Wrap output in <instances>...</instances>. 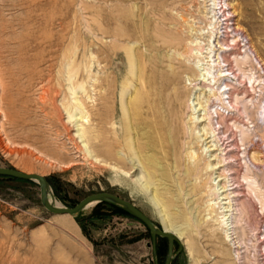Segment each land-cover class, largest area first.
Wrapping results in <instances>:
<instances>
[{"label":"rangeland","instance_id":"obj_1","mask_svg":"<svg viewBox=\"0 0 264 264\" xmlns=\"http://www.w3.org/2000/svg\"><path fill=\"white\" fill-rule=\"evenodd\" d=\"M223 1L230 6H217L213 29L211 0H0V166L48 177L66 207L111 192L163 225L155 192L167 222L183 232L173 264H264V114L256 131L226 103L234 119L217 125L235 154L227 162L244 212L239 255L209 206L218 196L216 161L189 127H198L190 99L202 86L192 84L191 64L208 43L233 67L236 85L256 87L248 110L258 103L259 73L236 58L249 52L264 75V0ZM243 129L258 147L246 145ZM157 247L165 264L168 239L158 237ZM0 264L157 262L151 231L131 214L109 203L54 214L39 183L0 176Z\"/></svg>","mask_w":264,"mask_h":264},{"label":"bare ground","instance_id":"obj_2","mask_svg":"<svg viewBox=\"0 0 264 264\" xmlns=\"http://www.w3.org/2000/svg\"><path fill=\"white\" fill-rule=\"evenodd\" d=\"M211 1L213 7H211L210 11V25L213 27V29H216L217 26L220 24L218 19L217 6L222 5L223 3L226 6H230V4L227 1L223 0ZM222 7L223 6H221L220 9H222ZM223 12L224 15H227L226 10H223ZM239 29L237 30V32H239ZM197 40L199 42V39ZM225 45L229 46V44L223 43L221 47L223 50L225 49ZM194 54L196 56V60L191 65L195 72V76L191 80L193 85L201 83L202 86H196L194 94L190 99V107L192 111L190 115V123H193L195 125L198 124V127L195 129V131H193L192 125H189V127L191 128L190 131L194 132V134L200 140L205 142L207 152H212L211 161H216L214 164H212V168L215 171L219 170L217 172L219 173V175L217 176V178H215L217 180H214V184H216L215 190L218 196L215 199L209 201V206L211 209H217L220 213L219 218L224 227L223 233L225 236V240L234 248L235 255H239L240 252L238 247L241 244V240L238 232V223L240 215L244 212L243 208L239 206V193L237 187H235V183H237V181H234L235 177L233 176V173H229L232 168H230L231 166H229L230 162H227L229 159L234 158L235 154L232 152L233 149H228L229 146L225 145V140L223 139L225 131H222L220 127H217V125L220 126L224 122H228L229 120L234 119V117H232L230 114L228 106H226V103H228L229 106L237 108L242 113H246L247 117L249 119H252L253 122L256 124L255 130L261 132L260 119L264 117H262V114L264 113L261 112V108L264 109V75L261 74L263 66L259 62L258 58L249 54V52H247L242 58H236V61L239 66H243L249 63L252 69H257L256 71L259 73V76L255 78V80L261 81V83H259L258 85L260 87V94L258 97H256L258 99V103H253L255 104L256 109L254 111H249L247 101L248 92L250 91L251 87L254 90H256V87L252 84V86L249 88L247 83H245L243 87H239L238 85H236L233 82L234 80L232 81L230 77V73L234 74L235 77H237V74L235 73V71H233V67L225 69L224 66L226 63H228V60L224 57L221 52H217L214 48H212L209 43L206 50L205 47L201 46L197 49V52L194 51ZM228 65L230 66V64ZM241 70H243V73H245L244 68L241 67ZM250 78L252 79L254 78V76ZM193 80H195V82L197 83H195ZM238 80L241 84L244 83V81H242L239 77ZM182 95V91L176 92V95L173 94L174 98L178 100V103H180L179 100H181ZM240 104H243V107H240ZM227 111L229 112L228 115ZM86 116L82 115V118H85ZM242 133L244 138L248 139L246 145L253 142L252 139H249L250 133L248 132V130L246 131L243 129ZM87 134L88 131L84 130L80 136H87ZM257 143L253 142L252 144L253 146L258 147ZM190 152L194 153L193 156H199L200 153L198 149L194 148H191ZM245 179H247V181L249 182V188L255 190L252 185L253 181H249L248 177L246 176ZM51 201L56 206L64 207V205H62L61 202H59L55 197H52ZM152 202L159 211L158 214L161 218L160 220L164 225L163 227L167 231L173 233L178 238L183 239V232H180L177 228L172 227L170 223L167 222L166 215L163 213L164 210L161 207V204L159 203L155 192L153 193ZM90 206H88L87 208H89Z\"/></svg>","mask_w":264,"mask_h":264},{"label":"water","instance_id":"obj_3","mask_svg":"<svg viewBox=\"0 0 264 264\" xmlns=\"http://www.w3.org/2000/svg\"><path fill=\"white\" fill-rule=\"evenodd\" d=\"M0 176H10L14 178H19L23 180H31L39 183L41 190V202L50 212L54 214H69L72 216L79 215L84 209L90 205H96L99 203H109L114 206H117L124 211L128 212L132 216L136 217L142 221L152 233V246L154 250V255L157 264L158 263V250H157V239L158 237L166 238L169 242L168 254L166 257L165 264H173L177 254H174L176 242L181 241L173 233L167 231L163 225H159L157 221L151 218L143 210H141L135 203L131 200H128L120 195L111 192H98L90 194L84 197L79 203L74 207H59L56 206L51 198L55 197L52 186L48 177L43 176L37 173H27L21 170H18L14 167H4L0 166ZM182 249V246H181Z\"/></svg>","mask_w":264,"mask_h":264},{"label":"trees","instance_id":"obj_4","mask_svg":"<svg viewBox=\"0 0 264 264\" xmlns=\"http://www.w3.org/2000/svg\"><path fill=\"white\" fill-rule=\"evenodd\" d=\"M99 204H102V203H99ZM112 206L115 207V208H117V209H119V210H121V211H123V212H126V211H124L123 209H121V208H119L117 206H114V205H112ZM126 213H128V212H126Z\"/></svg>","mask_w":264,"mask_h":264},{"label":"flooded vegetation","instance_id":"obj_5","mask_svg":"<svg viewBox=\"0 0 264 264\" xmlns=\"http://www.w3.org/2000/svg\"><path fill=\"white\" fill-rule=\"evenodd\" d=\"M157 250H158V247H157Z\"/></svg>","mask_w":264,"mask_h":264}]
</instances>
